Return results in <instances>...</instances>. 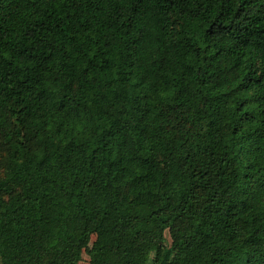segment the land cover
<instances>
[{
  "label": "trees",
  "instance_id": "16d2710c",
  "mask_svg": "<svg viewBox=\"0 0 264 264\" xmlns=\"http://www.w3.org/2000/svg\"><path fill=\"white\" fill-rule=\"evenodd\" d=\"M84 253L264 264V0H0V264Z\"/></svg>",
  "mask_w": 264,
  "mask_h": 264
},
{
  "label": "rangeland",
  "instance_id": "374dc122",
  "mask_svg": "<svg viewBox=\"0 0 264 264\" xmlns=\"http://www.w3.org/2000/svg\"><path fill=\"white\" fill-rule=\"evenodd\" d=\"M94 241H95V237L92 238V242H94ZM167 244H169V241L167 242ZM89 262H90V258L88 257V255L86 253H84L82 255V260L80 261L79 264H89ZM0 263H1V260H0Z\"/></svg>",
  "mask_w": 264,
  "mask_h": 264
}]
</instances>
